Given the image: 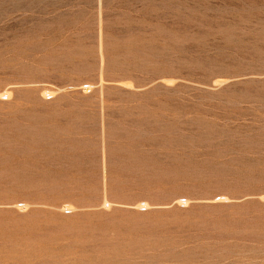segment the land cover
Returning <instances> with one entry per match:
<instances>
[{
  "label": "rangeland",
  "instance_id": "obj_1",
  "mask_svg": "<svg viewBox=\"0 0 264 264\" xmlns=\"http://www.w3.org/2000/svg\"><path fill=\"white\" fill-rule=\"evenodd\" d=\"M0 264H264V0H0Z\"/></svg>",
  "mask_w": 264,
  "mask_h": 264
}]
</instances>
